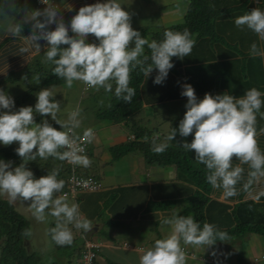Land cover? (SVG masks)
Segmentation results:
<instances>
[{
    "label": "clouds",
    "instance_id": "9594fccd",
    "mask_svg": "<svg viewBox=\"0 0 264 264\" xmlns=\"http://www.w3.org/2000/svg\"><path fill=\"white\" fill-rule=\"evenodd\" d=\"M40 2L37 0V3L47 7L26 10L23 22L15 27L14 34L19 35L24 23L31 22L32 25L31 34L25 38L20 52L28 55L33 51L40 53L39 41H46V60L55 65L53 74L64 79L69 88L74 81H82L88 87H102L106 92H112L110 81H115V96L126 103H131L136 96V89L130 87L133 69L140 67L147 77L156 69L153 83L162 85L175 66L172 58L183 60L190 56L196 43L187 29L166 30L162 41L149 42L133 28L131 14L119 0H96L93 4H86L73 15L69 25L65 24L59 7L50 0ZM67 8L72 10L71 6ZM234 23L237 27H247L264 41V9L257 7L247 11L237 16ZM53 24L54 30H49L48 26ZM159 27L164 26L149 28L157 31ZM69 28L74 35H69ZM89 35L95 40L88 42ZM145 46L151 50V65L146 68L144 63L149 58L144 55ZM250 55L264 57V49L253 43ZM180 87V95L187 98L184 116L178 128L173 127L164 141L157 143L159 137H153L152 151L156 154L165 152L168 142L174 141L177 133L184 138L191 135V142L185 139L181 146L190 152L194 150L195 159L206 166L208 183L215 189H222L225 199L236 196L239 192L236 186L244 173L242 165L247 164L249 179L243 188L252 196L251 186L264 181V152L256 140L257 113L264 107V92L251 88L239 97L224 92L205 93L203 98H199L192 84L182 83ZM55 95L50 88H43L36 95L34 107L29 105L17 109L15 99L0 89V144L7 146L18 142L15 151L22 161L51 156L67 160L75 166L88 167L91 161L83 155L84 148L74 137V130L80 126L78 118L81 110L77 107L69 113L67 122H61L57 119L61 103ZM35 114L42 117L40 123L36 122ZM49 116L60 126L59 129L49 122L46 118ZM95 133L91 129L86 131L89 142L95 138ZM233 157L240 163L234 165ZM13 163L0 159V195L6 194L10 202H28L26 208L38 222L45 221L46 210L50 209L47 214L57 218L56 227L51 232V239L56 245L70 246L73 243L74 235L67 226L69 224L85 233L93 227L81 215L77 203L69 204L66 195L54 198L65 186L64 180L57 178L59 169L37 178L26 163L12 167ZM98 183L99 188L91 191L101 188V182ZM87 184L85 181L84 186L87 187ZM260 195H264V191ZM61 219L64 223L59 222ZM161 223L169 225L171 232L144 250L139 264H187L188 251L181 246V242L184 245L211 247L217 241L227 239L224 231L210 223L201 226L191 215L174 213L163 218ZM93 244L99 247L98 243ZM211 261L213 264H225Z\"/></svg>",
    "mask_w": 264,
    "mask_h": 264
},
{
    "label": "trees",
    "instance_id": "16d2710c",
    "mask_svg": "<svg viewBox=\"0 0 264 264\" xmlns=\"http://www.w3.org/2000/svg\"><path fill=\"white\" fill-rule=\"evenodd\" d=\"M28 1L0 0V8L19 23L23 22L21 16ZM257 7L264 9V0H188L183 22L167 27H159L157 31L150 29L148 26L134 28L140 31L141 35L146 39L149 37V42L153 40L157 42L162 41L166 30L183 31L187 29L192 34V38L196 43L190 56L184 57L183 60L176 57L172 58L175 66L170 70L166 81L162 85L153 83V79L157 75L156 69L148 77L140 67L133 69L130 73V87L136 89V96L131 103L121 101L115 96V82L112 83V92H106L103 89L102 93L106 97L104 96L105 99L102 97V102L103 105H106L95 109L96 118L105 121L107 124L104 125L121 124L129 134L126 140L108 148L110 156L115 160L128 153H136L143 158L147 166H173L178 179L188 185L181 186L178 195H176L175 191L174 198H170L172 200L168 199L159 204L149 202L144 208L143 205L147 198V193H145L146 197L137 198L135 201V197L131 198L128 192L126 193V186L97 191L78 189L72 193L68 189V178L71 168L64 160L51 156L47 159H41L37 156L36 160L22 161V158L15 151L19 145L0 146V157L4 158L5 161H13L12 167L18 166L21 162L26 163V166L34 172L37 178L46 175L54 169H59L57 178L64 180L65 186L61 192L55 194L54 198L66 195L73 200V203H77L84 217L98 222L99 229L97 234L99 236L107 238L105 228L120 225L121 221H118L120 219V209L125 208L126 205L131 204L134 200V202H137V206H142V214L145 213L142 216H155V214L150 213H154V210L158 208L166 209L176 203H181L182 208L173 212V214L191 215L200 222L201 226L209 220V223L227 234L225 241L217 242L237 244L241 248H244L247 242L245 237L249 233L256 234L264 242V195H261L256 201L253 199L240 200L230 211H227L228 207L211 199L209 196L212 186L207 181L208 169L206 166L195 159L194 150L190 152L181 146L185 139L191 142L192 136L184 138L177 133L175 140L168 142L169 146L166 151L156 154L152 151V140L153 137L158 136L159 140L157 143L162 141L158 128L150 125L147 119L146 121L143 117L141 118V116L136 115L137 112L140 113L139 111L144 106H148L153 110L155 105L168 101L183 100L185 97L180 95V84L182 83L192 84L197 96L204 95L205 93H214L217 90H225L233 96L239 97L251 88H257L260 91L264 90V87L260 88L259 85L258 87L253 86L256 81L257 84H264V57L248 56L253 43H256L260 48L258 41L260 39L256 33L247 27H237L234 23L237 16ZM23 26L26 29L32 28L31 23H24ZM94 40L95 37L89 35L88 42ZM246 40L250 43L247 51L244 45ZM261 43L262 49H264V41ZM21 47L17 44L10 45L8 49H4L3 47L1 57L12 59L22 55L20 52ZM237 53L242 54V60L222 59L224 56L229 58ZM144 55L149 58L144 63V67L146 68L151 65V50L147 46H145ZM216 57L219 60H213ZM35 64L39 66L38 74L42 79L43 86H59L66 83L64 79L53 74L52 70L55 65L52 62L45 60L46 66L44 68L43 64L37 60H35ZM233 68L237 69V71L234 72ZM228 72H232V74ZM247 84L250 88L247 87ZM26 94H28V91L24 93V95ZM36 101L37 98L32 104L33 107ZM182 118H176L175 123L171 124L169 132L173 127L178 128L179 121ZM41 119L42 117L39 114H35L37 123H40ZM49 122L58 129L57 126L59 125L56 122L50 120ZM263 126L264 107H262L260 113H257L256 125V140L257 142H261L262 149L264 150V131L261 132V127ZM88 129H93L95 132L94 128ZM85 131L79 134L74 133V137H80ZM260 133L262 134L260 135ZM93 141L91 140L87 144L83 152V155H86L88 159L91 157ZM60 151H64V149H60ZM74 170L79 176L91 177L97 182L101 181L99 172L94 166L83 167L76 165ZM137 187L138 189L144 187L147 192L146 185H138ZM212 204L215 206H219L218 204L223 205L225 212L222 216L215 214L213 217H209L207 212H209V207ZM100 205L102 206L101 208ZM48 211L50 209L46 210V213ZM225 214H229L230 216L225 217ZM167 216L165 214L164 218ZM228 218L229 224L226 221ZM53 224H55V221ZM102 225H105V227L101 228ZM28 229L27 219L14 209L13 204L9 200L0 197V264H56V262H43L35 252H29L26 249ZM81 234L83 237L80 238V244L77 245L76 239H74L70 245L73 248L69 252L71 254V258L69 257L68 260L69 263L71 260L76 259L77 264H81L80 258L86 249V243H95L92 237L85 238L82 231ZM99 248H92L95 253L92 264L98 263L97 258L100 256V253H98ZM109 264L117 263L109 261Z\"/></svg>",
    "mask_w": 264,
    "mask_h": 264
},
{
    "label": "crops",
    "instance_id": "0c3cea01",
    "mask_svg": "<svg viewBox=\"0 0 264 264\" xmlns=\"http://www.w3.org/2000/svg\"><path fill=\"white\" fill-rule=\"evenodd\" d=\"M33 1L38 4L37 0ZM157 1L158 11L155 16V23H158L156 25L159 24V26L167 27L183 22L186 7L188 5V0ZM95 2L96 0H50V3H53L56 5V7H59L58 10L61 13L66 25L70 24L71 18L73 17V15H75L76 12H78L80 7L86 4H93ZM69 6H71V11H69L67 8ZM24 14L26 15V12ZM15 22L18 24L17 20ZM48 27L49 30H54L55 24L49 25ZM12 30L14 31H8V29L0 31V72H4L0 73V79L6 77L12 70L24 69L30 63V60H32V58H34L36 54H38L33 51L29 55L28 53H23L22 55L16 56L12 59L8 57H1L3 47L4 49H8L10 45L15 44L24 46V40L31 34L32 28L26 29L23 26L22 33H20L19 35L14 34L15 29ZM69 33H72L70 28ZM258 41L259 46L262 49L261 42L263 41ZM39 43L41 44L42 52L46 48L47 42L41 40L39 41ZM244 45L247 51L249 49L250 43L246 40ZM248 54V56H252L250 55V52ZM242 57L243 56L241 53H237L236 55L233 54L229 58L227 56H224L222 59L242 60ZM2 60L11 61L5 62ZM213 60L219 59H217L216 57ZM233 70L235 69L233 68ZM236 71L237 69L234 72ZM229 74H232V72ZM78 82L81 81H74L75 84H77ZM82 84H80L79 86H81ZM258 85L260 86V88L264 87V84H257V81L253 86L258 87ZM247 87L250 88L248 84ZM219 91L226 92L225 90ZM262 92H264V90H262ZM214 93H216V91ZM186 99L187 98L185 97L183 100ZM147 108L148 106H144L142 108L144 117L151 115V108L150 110H147ZM93 127H97V132L95 133V141L91 149V157L89 159L91 161L90 167L94 166L98 170L103 185L114 187L117 184H123V186L127 187L126 193L128 192V194L132 189H134V191L132 190V193L130 195L131 198H134V196L136 195V186L146 185V193L148 194L143 205L144 208L149 202L159 204L160 202L166 201L168 199L172 200L170 198H174L173 195L175 194V191L177 193L176 195H178V192L181 189L180 187H183V185H188L184 181L182 182L180 179H178V177L172 178V186L164 184L165 181L156 182L159 180L158 176L165 175L164 169L168 171L166 173V175H168L166 180L167 182L172 174H176L174 167H152L153 174L148 173V169H144L145 162L143 158L136 153H128L118 159H112L108 148L118 142L126 140L129 134L124 130V127H122L121 124H98L97 126ZM261 128L264 129V126ZM261 134L262 133H260V135ZM257 144L260 150L264 152L261 146V142L259 141L257 142ZM239 163L240 162L236 160L235 157H233V164L237 165ZM242 167L244 168L243 178L236 186L239 190L238 195L225 199L222 195V189H215L213 187H211L210 189L209 196L211 197V199L220 202L225 207H228L227 211H230L233 206L240 200H258L256 197H260V193L264 191V181L258 184L254 183L251 186L250 191H252L253 193L252 196L249 195L248 191L244 190L243 185L249 179L248 172L250 171V169L247 164L242 165ZM152 175H154V177H152ZM137 198L139 199L140 195L135 196V200H137ZM218 205L219 206H215L212 204V206L209 207V212H207L209 214V217H213V215L215 214H218V216H222V214L225 212V209L223 205ZM181 208L182 204L176 203L172 206L167 207L166 209L158 208L154 210V213H150L155 214V216H142L143 214H137V217L135 219L136 221L134 220L135 223H133V225H125L121 228L112 227L107 238L96 234L99 229L97 224L98 222L96 220H89L93 225V227L90 229L91 232L89 230V237L93 236V242L99 244L100 248L98 253H100V256H104L103 260L105 264H109V261H113L117 264H139L140 257L143 255L144 250L151 248L157 239H162L171 232V227L169 225H164L161 223L164 215L166 214V216H171L173 212H176ZM152 218H156V223L154 222V220H151ZM209 222L210 221L207 220V223ZM151 223L152 225H161L159 230L157 229L158 233H156V231H152V228L150 227ZM82 232L85 237V232L83 230ZM118 237L123 242L122 245L117 242ZM245 238L247 242L245 243L244 248H241L237 244L233 245L232 243L221 242H216L211 247L184 245L183 242H181V246L188 251V253L186 254L188 257L187 264H213L211 260L219 261L225 264H255L256 262L264 264V242L262 241V239L256 234L252 233L246 234ZM213 252H215V255H213ZM113 253L114 255L116 253L115 259H118L119 261H116L111 257ZM97 262V264H102L100 257L97 258Z\"/></svg>",
    "mask_w": 264,
    "mask_h": 264
},
{
    "label": "rangeland",
    "instance_id": "374dc122",
    "mask_svg": "<svg viewBox=\"0 0 264 264\" xmlns=\"http://www.w3.org/2000/svg\"><path fill=\"white\" fill-rule=\"evenodd\" d=\"M119 2L122 4V7H124L127 11L131 14V23L133 28L137 27H151L154 28L157 23H155V16L158 11V1L157 0H119ZM183 5V4H182ZM54 6H56L54 4ZM47 5L44 4H36L33 0H29L23 10L22 13V20L25 16V12L28 9H40L43 10ZM13 17L6 14L3 10L0 8V31H3L4 29H8V31H14L12 29H15L17 23L15 22ZM69 35H74L73 33H69ZM149 39V37H148ZM134 46V45H130ZM62 47H66L62 45ZM46 48L36 54L32 60H30V63L27 67L20 70H12L6 77L0 79V89L5 90L6 94L8 93L15 99L16 108L18 109L21 106H27L30 104L32 106L33 102L37 98L36 95L40 92L43 88H50L56 95L55 99L60 101L61 108L60 111L57 113V119L61 122H67L69 113L75 110L77 107L81 110L79 120H80V126L74 130V133L79 134L85 131L88 128H94L95 132L98 124H107L105 121H101V119L96 118V110L100 108L103 105L102 97L103 99L105 94H103L104 88H92L85 85L82 81L75 84L73 82V85L71 88L67 86L66 83L59 85V86H43L42 85V79L39 77V66L35 64V60L41 62L43 64V68L45 65L46 55H45ZM218 81H220L218 79ZM111 83L115 81H110ZM83 83V84H82ZM219 83V82H218ZM82 84L81 86H79ZM28 91V94L24 95ZM224 93L223 91L217 90L216 93ZM103 94V95H102ZM205 95V94H204ZM204 95H199V98H203ZM106 97V96H105ZM20 101V102H19ZM186 100H175V101H168L163 104L155 105L153 108V113L151 111V115H148L147 117H144L142 109L137 112V116L143 117L150 125L155 126L158 128V133L160 135V138L162 141L166 139V136L169 132L171 124L175 123L176 118L183 117L184 113L186 111L185 109V103ZM104 104L103 106H105ZM147 110H150V107L147 108ZM145 113V112H144ZM142 114V115H141ZM147 115V114H145ZM49 118L50 121L51 118ZM53 122V121H52ZM55 122V121H54ZM58 129L60 126H57ZM101 132V131H100ZM95 141V138L93 139ZM93 141V143H94ZM11 145H18V142H13ZM0 146H5L3 144H0ZM8 146V145H7ZM0 159H4L0 157ZM5 160V159H4ZM144 169H148V173H152V167L145 165ZM165 170V175L158 176V181H165L164 184H168L170 186L173 185L171 183L172 178L177 177V174H172L170 179L166 182L167 176L166 173L168 171ZM154 177V175H152ZM101 182V181H100ZM102 186L99 190L102 189H110L114 187L123 186V184H117L116 186H105L101 182ZM171 188V187H170ZM136 189V195H140V197H146V188H135ZM134 191V189H132ZM132 190L130 191L129 195H131ZM148 194V193H147ZM134 196V197H135ZM1 198L9 200V197L4 194L0 195ZM10 201V200H9ZM136 201V200H135ZM67 202L69 204L73 203V200L67 197ZM14 206V209L19 212L21 215H23L29 225L28 229V237L26 240V249L30 252H35L36 255L39 257V259L43 262H56V264H68L69 263V257L71 254L69 252L72 251L73 246H58L56 245L52 239H51V232L56 227L57 224V218L46 215V219L43 222H38L35 220V218L31 215V212L26 208L27 203H23L21 200H17L15 202H11ZM102 206L100 205V208ZM142 206H137V202L132 201V203L129 205H126L125 208H121L120 210V219L118 221H121L119 226H110L109 228H105L106 230V236L108 237L110 229L112 227H123L125 225H133L135 223V219L137 217V214L141 215L143 208ZM106 210V209H105ZM81 213V212H80ZM117 214V215H119ZM145 213H143L144 215ZM227 215V216H226ZM229 214H225V217H229ZM135 220V221H134ZM151 220H154L156 223V218H152ZM150 220V221H151ZM55 221V224H53ZM227 224H229V218L226 219ZM53 222V223H52ZM60 223H64L63 219L59 221ZM100 224V223H99ZM69 228L72 229L74 239H76L77 245L80 244L82 238L81 231L77 230L75 227L71 224L67 225ZM136 226V225H135ZM160 224H153L151 223L150 227L152 228V231L159 230ZM105 225H102L101 228H104ZM97 234V233H96ZM94 235V234H93ZM105 237V236H104ZM94 237L92 236V239ZM244 238V237H243ZM117 238V242L122 245V241ZM246 240V238H245ZM68 253V255H67ZM76 253V252H75ZM73 253V254H75ZM105 255V254H104ZM111 256V255H110ZM121 256V255H120ZM101 258V263L105 264L103 257L99 256ZM113 259L116 257V253L111 256ZM71 258V257H70ZM116 261H119L118 259H115ZM260 264V262H256L255 264ZM70 264H77L76 259L71 260Z\"/></svg>",
    "mask_w": 264,
    "mask_h": 264
},
{
    "label": "built area",
    "instance_id": "2783aa9c",
    "mask_svg": "<svg viewBox=\"0 0 264 264\" xmlns=\"http://www.w3.org/2000/svg\"><path fill=\"white\" fill-rule=\"evenodd\" d=\"M39 2H40V0H39ZM91 130H93V129H91ZM86 131L80 137H75V139L81 145V147L84 148V151H85L87 144L89 143L88 138L85 135ZM93 132H94V130H93ZM65 162L71 166V173H70L69 178H68V182H69L68 189L70 190V192L74 193L78 189L96 190L99 188L100 184L96 180H93L91 177L79 176L74 170L75 165L70 163L67 160H65ZM85 181L88 182L87 187L84 186ZM93 247H97V245L93 244V243H87L86 244V249L83 251L81 258H80L81 264H92L93 257L95 256V253L92 250ZM217 264H219V263H217Z\"/></svg>",
    "mask_w": 264,
    "mask_h": 264
},
{
    "label": "water",
    "instance_id": "95a60500",
    "mask_svg": "<svg viewBox=\"0 0 264 264\" xmlns=\"http://www.w3.org/2000/svg\"><path fill=\"white\" fill-rule=\"evenodd\" d=\"M90 232H91V230H90ZM90 232H89V231L86 232V233H85V236H86V237H89Z\"/></svg>",
    "mask_w": 264,
    "mask_h": 264
}]
</instances>
